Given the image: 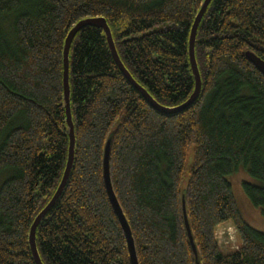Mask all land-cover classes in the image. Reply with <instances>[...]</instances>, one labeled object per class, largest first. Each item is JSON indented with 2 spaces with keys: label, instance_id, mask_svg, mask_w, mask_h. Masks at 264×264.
I'll return each mask as SVG.
<instances>
[{
  "label": "trees",
  "instance_id": "1",
  "mask_svg": "<svg viewBox=\"0 0 264 264\" xmlns=\"http://www.w3.org/2000/svg\"><path fill=\"white\" fill-rule=\"evenodd\" d=\"M203 0H0V264H35L30 226L64 171L63 46L80 20L103 17L132 78L162 106L194 89L188 39ZM201 92L163 115L119 70L100 28L69 49L74 162L66 187L36 229L43 264H130L103 180L109 171L138 264H264V233L242 218L228 175L243 167L249 201L264 216V0H211L198 25ZM230 222L240 240L223 253L215 231Z\"/></svg>",
  "mask_w": 264,
  "mask_h": 264
},
{
  "label": "water",
  "instance_id": "2",
  "mask_svg": "<svg viewBox=\"0 0 264 264\" xmlns=\"http://www.w3.org/2000/svg\"><path fill=\"white\" fill-rule=\"evenodd\" d=\"M211 0H203L201 3L200 9L197 12L193 24L190 29L189 33V39H188V58H189V64L192 71V75L194 78V89L192 94L189 96V98L184 101L183 103L174 106V107H166L162 106L159 103H157L152 96L142 87L140 86L129 74V72L124 67L123 63L121 62L118 53L115 48V44L112 38L111 30L106 22V20L103 17H88L84 18L80 21H78L68 32L63 46V73H62V88H63V107L65 109L66 114V124H67V133L69 137V143H68V152H67V160L65 164V168L61 177V180L52 195L49 202L44 206V208L37 214V216L34 218L29 234H28V244L30 247V251L32 254V257L34 259L35 264H43L40 260V256L37 250L36 246V229L37 226L42 222V220L47 216V214L50 212V210L53 208V206L56 204V202L61 197L66 184L69 180V176L72 170L73 162H74V151H75V134H74V124L72 121V115L70 110V88H69V49L71 42L75 36V34L82 28L87 26H92L96 28L102 29L108 49L112 55L113 60L115 61L116 65L118 66L119 70L122 72V74L126 77L128 82L136 88L141 96L144 98V100L148 103V105L156 110L157 112L169 116L174 115L180 112H183L184 110L188 109L190 106L193 105V103L197 100V98L200 95L201 92V77L199 74L197 62L195 59V40H196V32L198 25L207 9V6L209 5ZM246 58L248 61L264 76V60L260 58L258 55H256L254 52L246 51L245 52ZM110 136L104 146V156H103V180L105 184V189L108 195V199L110 201V204L115 212V215L123 229L127 249H128V255L130 264H138L137 257H136V251L134 247L133 238L131 235L130 228L128 226V223L125 219V216L122 212V209L115 197V194L112 189L111 180H110V171H109V160H110V149H111V138ZM182 211H183V218H184V225L186 228L187 237L189 240V244L194 256L195 264H200L198 259V253L196 246L193 241L192 233L189 227V222L186 214V208H185V200L184 195L182 196Z\"/></svg>",
  "mask_w": 264,
  "mask_h": 264
},
{
  "label": "rangeland",
  "instance_id": "3",
  "mask_svg": "<svg viewBox=\"0 0 264 264\" xmlns=\"http://www.w3.org/2000/svg\"><path fill=\"white\" fill-rule=\"evenodd\" d=\"M227 180L232 187L236 204L244 221L255 230L264 233V216L259 208L252 205L242 187L243 182L255 183L256 181L248 175L243 167L228 175ZM215 236L223 253L233 252L240 245L236 230L230 222L219 225L215 231Z\"/></svg>",
  "mask_w": 264,
  "mask_h": 264
},
{
  "label": "bare ground",
  "instance_id": "4",
  "mask_svg": "<svg viewBox=\"0 0 264 264\" xmlns=\"http://www.w3.org/2000/svg\"><path fill=\"white\" fill-rule=\"evenodd\" d=\"M130 74V73H129ZM49 202V201H48Z\"/></svg>",
  "mask_w": 264,
  "mask_h": 264
}]
</instances>
